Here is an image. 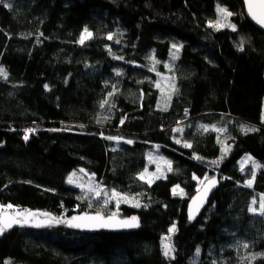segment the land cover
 <instances>
[{
    "label": "trees",
    "instance_id": "obj_1",
    "mask_svg": "<svg viewBox=\"0 0 264 264\" xmlns=\"http://www.w3.org/2000/svg\"><path fill=\"white\" fill-rule=\"evenodd\" d=\"M220 9L227 24L210 26ZM0 68V205L62 221L3 231L0 264H264V215L249 211L264 196V32L242 0H0ZM151 154L171 170L149 184ZM76 171L138 202L117 217L140 229H67L99 213ZM205 177L221 185L190 223Z\"/></svg>",
    "mask_w": 264,
    "mask_h": 264
},
{
    "label": "rangeland",
    "instance_id": "obj_2",
    "mask_svg": "<svg viewBox=\"0 0 264 264\" xmlns=\"http://www.w3.org/2000/svg\"><path fill=\"white\" fill-rule=\"evenodd\" d=\"M219 17L220 18L218 21L220 22V26L218 28H222L225 24H227L229 16L225 18V16L220 12ZM210 25H212L211 22H210ZM169 87H170L169 83H163L160 85V88L164 93H168ZM149 162H150V166L148 167V169L142 172L139 176L141 178V176L143 175L144 179L142 180L148 183L149 182L153 183L155 182L154 180L166 177L167 173L170 171L169 170L170 163L165 158L160 157L157 154L149 155ZM254 163L256 165H259L254 160L252 159L249 160L248 158H246L241 162V165H242L241 169L243 170L248 169L249 172L251 173L254 172L256 175V173L258 172L261 166L259 165V167H254ZM71 178H72V182L70 183V185L79 189L82 193L83 198L87 200L89 208L92 210H95L96 212H99V214L108 213L111 216H113L114 214H115L114 216H117L119 212V207L121 205L123 204L130 205V206L136 205V202L129 197H128V200L121 199V197H127L125 195L120 194V196L118 197H113L112 195L113 192H109L106 189H104V187L99 182H97V180L94 177L85 173L84 171L74 172ZM206 182L205 180L203 181V183L200 182V185H199L200 188ZM97 192L99 193V195H97ZM259 203H260V198L257 199V204L253 206L257 208L258 210L257 212H259ZM8 206L0 205V216L2 215V213L8 212V213H11L13 216H15L17 219L23 220L24 216L23 215L17 216V213H21V214L29 213V212L35 213L36 214L35 216L29 217V222H35L37 219H46V218L53 217L50 214H48L47 216L41 215V214H44V212L42 211L23 210L13 205H11L12 207L9 208ZM169 237L170 239H167ZM166 244L170 245L172 248V238L170 235H166L164 237V247Z\"/></svg>",
    "mask_w": 264,
    "mask_h": 264
},
{
    "label": "snow or ice",
    "instance_id": "obj_3",
    "mask_svg": "<svg viewBox=\"0 0 264 264\" xmlns=\"http://www.w3.org/2000/svg\"><path fill=\"white\" fill-rule=\"evenodd\" d=\"M245 3L248 5V14L254 20H256V22L258 24H260L262 27H264V0H245ZM5 6L10 7L11 6L10 2L7 3ZM220 12L225 16V18L232 15V13L228 12L226 9H220ZM210 26L219 27L220 26V22L218 21L217 24L210 25ZM226 26L232 27V29L235 31V26L234 25H226ZM91 36H92V33L89 32L87 28H85L83 30V33L80 36V41L79 42L82 44L86 38H90ZM108 38L111 39L112 37L109 36ZM173 47L177 48L176 45H173ZM177 50H178V48H177ZM119 74L120 73H117V75H119ZM0 76H3L4 78H7V74H6V72L4 71L3 68H0ZM45 87H47V85ZM106 102L107 101H105V103ZM121 123H123V121H121ZM179 130L180 129H177V131H179ZM205 130H207V129L205 128ZM32 131H33L32 129L28 130V132H32ZM243 131H245L247 133L248 131H255V129L244 128ZM24 139L25 140L28 139L27 132L25 133ZM106 139H118V138L106 137ZM128 143H131V141H128ZM177 143H179V141H177ZM184 146L185 147H191V145L187 144V143H185ZM225 151H227V149H225ZM196 158L199 159V157H196ZM248 159L250 160L251 157H249ZM254 167H259V165H256L254 163ZM169 170H171V165L170 164H169ZM193 178L196 179L195 177H193ZM254 178H255V173L253 172L252 173V179H249L247 181V183H246L247 187H252ZM141 179H144L143 175L141 176ZM205 180H209V178L205 177ZM71 182H72V178L69 177V183H71ZM200 182L203 183V181H200ZM209 183L214 186L216 181H215V179H211V180H209ZM90 191H91V189H90ZM206 191H207V189L205 190V192ZM181 192H182V190H181ZM173 193L174 194L176 193V189H173ZM97 195H99L98 192H97ZM112 195H113V197L120 196V194L116 193V192H113ZM121 199L128 200V197H121ZM198 200L200 201L201 204L203 203V197H194L193 198V204H197ZM251 203H252L253 206H255L257 204V200L253 199ZM135 206L139 207L140 205L137 202ZM8 207L11 208L12 206L9 205ZM249 211L255 213L258 210L255 207H250ZM259 214L260 215H264V196H262L260 198ZM20 215L24 216L23 220H19V219L13 218L12 220L8 221V220L0 218V234L3 233L5 228L11 227L13 223L21 224V226H23V224H25V223H29V217H33L36 214L35 213H30V212L29 213H24V214L17 213V216H20ZM41 215L47 216L48 214L44 213V214H41ZM114 215H113V217H109L108 220H105L99 213H97L96 216H83V217H79V218H77V217L73 218V220H77L78 219L80 221H84V222H88V223H83V224H81V223H72L71 221H68L67 223H68V226H70V227H108V226L111 225V221L114 219ZM190 218H191V210H190ZM50 219L51 220H55L56 223L62 222V221H60L59 219H57L55 217H51ZM47 223H49V221H38V222L33 223L32 226L41 227V226H43L44 224H47ZM119 223L121 225H123V226H126V227H138L139 226L138 222H137V217H132L131 220H124V221H120ZM169 231L170 232L175 231V225H173L172 228L169 229ZM167 239H170V237L167 238ZM243 246L245 248L248 247L247 244H244ZM171 251H172L171 246L166 244L165 245V252H164L165 256L170 255ZM197 254H199V249H197Z\"/></svg>",
    "mask_w": 264,
    "mask_h": 264
},
{
    "label": "water",
    "instance_id": "obj_4",
    "mask_svg": "<svg viewBox=\"0 0 264 264\" xmlns=\"http://www.w3.org/2000/svg\"><path fill=\"white\" fill-rule=\"evenodd\" d=\"M244 5H245V9L247 12V15L249 16L250 20L254 23V25L259 28L261 31L264 32V27H262L260 24H258L256 22V20H254L249 14H248V5L245 3V0H242ZM215 185H211L208 182H206L205 184H203L201 186V188L199 189V191L195 194L194 197H203V203L201 204L200 201H197V204H193V198L190 200L189 205H188V210H187V216H188V220L190 223H195L198 218L202 215V213L206 210V208L208 207L210 201L212 200L213 195L219 190L220 185H221V181L219 178H215ZM207 189V191L205 192V190ZM190 210H191V218H190ZM97 214H82V215H77L75 217L79 218V217H83V216H96ZM105 220H108L109 217H113V216H108L105 217L104 215L100 214ZM0 218L5 219V220H12L13 218L17 219L15 216H13L11 213L5 212L2 213V215L0 216ZM74 218V217H73ZM73 218L69 219L66 221V227L67 229L71 230V231H75L78 233H84V234H89V235H95L98 233H106V234H117V233H131V232H137L140 229V223L137 219L138 222V227H126L121 225L119 222L120 221H124V220H131V219H123L121 217H117L114 216V219L111 221V225L108 227H70L68 226V221H71L72 223H88V222H84V221H80V220H73ZM38 221H49V223L44 224L41 227H34L32 226L33 223L38 222ZM35 222H29V223H25L23 224V226H21V224L18 223H13L11 227L5 228V232L10 231V230H14V229H18V228H32V229H46L50 226H53L55 224H57L54 220H51L50 218H46V219H37Z\"/></svg>",
    "mask_w": 264,
    "mask_h": 264
}]
</instances>
